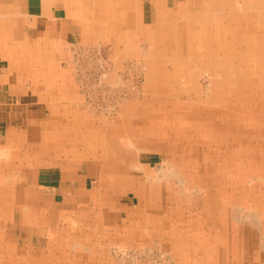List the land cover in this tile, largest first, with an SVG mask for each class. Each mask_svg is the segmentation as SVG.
<instances>
[{
    "label": "rangeland",
    "instance_id": "1",
    "mask_svg": "<svg viewBox=\"0 0 264 264\" xmlns=\"http://www.w3.org/2000/svg\"><path fill=\"white\" fill-rule=\"evenodd\" d=\"M134 1L139 5L146 7L152 0ZM198 1L199 0H177L179 8L184 10V12H191L190 10H194L199 5ZM239 1L240 0H231V4H235L233 7L240 5L239 9H243L245 15L249 14L250 11H253L246 8L247 6H245L244 8L246 9H244L243 5H241L242 3ZM247 1L248 4H251L253 0ZM125 2H127V0H125ZM169 3H171V0H169ZM160 4H164V0H159V3L156 5L160 7ZM156 5L153 4L151 5L152 7L150 6L152 10L153 8H156ZM174 11H176V8ZM221 36L223 35L212 37L211 41L214 42L213 45L216 44L212 47L213 49L219 47V49L217 48L218 51H215L214 49V54L217 53L219 57L224 58L222 51L226 50V46L228 47V44L224 45L228 38L224 36V41V37ZM251 37L253 38L251 41L252 45L249 43V48H247L250 49L251 47V49L246 50L244 56L239 54V46L235 42V37L233 44H230L231 46L228 47L229 51H226L228 52L229 58L226 60L228 64L233 57L246 60L247 63H243L240 60L234 61V65L229 69L222 62V66L219 68L220 71L218 74H220L219 79L221 81L227 77L225 74L227 71H232V75L236 74V76H240L241 82L234 83V80H232L233 82L229 83L233 85L238 84L237 87L234 85V88H242L244 90L247 77L252 76L253 78H258V76L264 75V52L260 49L262 45H257V43L254 45L253 42L258 40H255L254 35H251ZM129 38V45H125L124 47L121 42V46H119L118 49L120 52L119 56H117L116 49L115 54L113 52L109 53L106 51L107 48H109V45H104L100 42V44L94 43L95 46L93 43L72 46L70 51L64 54L65 56L61 54L51 62V64L57 66L59 71L62 73L65 72L68 77H72L71 90L75 93V98L71 102V114H68L66 117L62 116L61 122L66 119V125L69 126V130L64 132L69 136L73 134H77L76 136H80V134L85 135V133L91 130V128L93 131H95L96 128L97 132H99L98 140L105 139L104 142L108 144L107 154L109 153V155L110 153H113V151L111 152L109 149L112 142L109 143V139L103 134V132L115 129V143H119L122 147L125 144H127L125 146L129 145L128 140L129 136H131L130 142H133L132 144L139 147V149L141 148V150L134 153L132 152V154L130 149L126 150L128 147H123L125 152L123 154H130L131 158L129 157V163H127L126 159H122L121 162L123 164L119 163L120 169H122L120 175H128L123 169L134 165L142 166L150 178L154 176L159 177L161 176V173H168L174 168L175 173L178 174L175 178L184 180L183 183H176V180L171 178L170 185H173L174 189L172 194L175 195L177 201L173 200V204H169L163 201L165 199L164 195L161 197L163 202L155 203L156 206L159 205L158 207L153 206L152 208L146 209L139 207L138 209V206L134 204L136 200L132 192L122 191L116 193L115 207H125V211L118 212L119 210H116L115 208L116 212H110L108 219L112 225L114 223L113 216L115 214V226L118 227L119 232H117L118 230H115V235H113L105 225L104 236L106 237L102 240L101 237H99L100 235H98V232L101 231V229H97L95 226L96 223L92 222L94 219L90 213L85 214V217L89 218V222L82 228V231H80L79 223H77V227H74L73 229L67 219V221L63 222L58 228L53 223L54 228L52 229L54 233L49 235V229H46L43 226L29 225V223L26 222L21 223L20 209L17 207H10L11 211L8 220L2 221V226L6 225L3 227V231L8 235V243L12 247L17 248L22 255H25L26 251L29 249L35 250L40 257L39 260L38 257L33 258L35 259V263L37 262L36 264H264V104L260 102V109L263 111V115L253 114L256 116V120L253 119L250 123L247 122L246 116H251V113H248L247 115L242 113L243 117L240 121L238 117H231L233 122L234 120H238L237 124L242 123V126L249 128L248 130L245 129L242 131V133L247 132L250 134V136L247 137L249 138L248 142L244 140H240V142L237 140L235 145L232 143L231 145L229 143H224V141L222 142L220 140V138L224 136L222 123H229V121H231L227 114L230 112V109H236V106H234L237 105V99L234 97L236 95L233 94L230 99H228V104H226V102L220 103L219 106H221V108L219 110L222 109L223 113L220 112L210 123L203 119L204 115H202L199 120H196V122H198L197 124L193 123L194 121L190 123L191 119L186 116H190V112L197 111V108L190 105L191 99L194 97L191 87L200 86L203 91H205L207 87L211 88L212 85L209 86L210 74L208 70L204 69L197 72V75L199 74L197 77L199 82L198 85L196 83V78L192 77L194 73L192 64L186 66L179 73L175 72L174 75L176 77L174 78L173 67H170L167 64L162 68V65L159 63L162 61L158 62L155 59L147 64L149 65L157 62L152 67V72L154 73L155 78L152 77L151 80H148L150 69H148V66L146 67L145 64L152 59L151 56L153 53L147 51L148 45L146 46L139 43V39H137V37L135 39L134 35L129 36ZM97 45L100 46L98 47ZM126 46H129L130 50L131 46H136L138 51L136 50L134 53L139 52V55L136 54V56L129 53ZM90 49L91 51H89ZM122 52L124 53L123 55L121 54ZM226 52L224 53L225 56ZM257 57H260L259 61H256ZM230 65L231 64H229V66ZM242 68L244 71H242ZM260 69H262L261 73ZM169 74L172 76H167ZM102 75L105 76L103 79ZM166 76L167 78H165ZM215 80L217 79L215 78ZM168 82H170V84H167ZM150 84L153 87L152 91L150 89ZM157 91H160L158 92L159 94ZM245 98L246 97H244V103L247 104L248 101L246 102ZM250 101H252L250 103L255 104L254 100ZM229 102H231L232 106ZM239 103H241V100ZM147 109L155 115H152L153 122L147 124L144 120V123L141 125L139 123V118L142 114L143 116L141 117L143 119L144 116L147 118ZM127 113L131 114V125L129 124L131 121L129 120V115ZM259 121L261 122L259 123ZM215 122L217 126L215 125ZM217 123L222 129L218 127ZM192 124L195 125L192 127ZM61 126L64 127L63 123H61ZM136 127H139L138 133L132 131V129H135ZM50 128L53 127L51 126ZM251 128L253 129L251 130ZM129 129L131 130L129 131ZM184 132L188 138L193 139L195 142L190 145V143L183 141L182 138ZM234 133L237 135L236 137H238V131L235 130ZM134 136L137 137V139H134ZM213 136H216L215 140L209 143V140L207 139ZM243 137L245 139V136ZM176 138L180 139L178 143L176 142ZM68 150L70 151V149ZM77 150H82V147H79ZM116 153L115 147V157L117 155ZM226 154L230 155V160L229 158L225 159ZM15 159L16 155L8 157L9 162L7 161V163H13L15 165ZM1 165L0 171H7V176L13 175L15 178V173L9 172L3 164ZM95 166L96 165L82 164L77 167V169L82 168L85 178H93L96 186L97 183L95 180L97 175L95 172L97 169H95ZM180 166L183 168L182 170ZM197 167L204 172V174L201 175V181L204 184H209L207 196L209 200L212 199L211 204L213 203L214 205L212 204L210 206L206 203L205 205H193V201L200 200L199 197L201 198L203 195L202 193L198 194V192L196 193L195 191H192V188L190 187V179L196 177L195 173H197ZM229 168H232L233 172H227L226 170ZM193 170L194 173H192ZM207 170L208 173L206 172ZM49 173L52 172L48 166L39 169L37 176L34 175V180L29 179L30 185L35 189L45 190V193H53V191L56 190L53 185L58 183V177L54 179L52 178L51 180ZM3 174L4 173H2V175ZM134 175L136 176L135 179L137 182L145 184L142 173L136 172ZM64 176L70 177L71 181L77 184V187L73 188L72 193L64 196L63 200L59 196L57 200L54 196L58 204L64 201L67 202L69 197L71 198V196H74L77 191L87 187L85 183L79 182V179H75L73 169H69V172H65ZM81 181H83V179ZM220 182L228 187V195L230 194L228 199H226L225 193H222V190L218 191V187L220 186H218V184H220ZM154 183L155 182L153 181L152 184ZM94 184H89V189L92 188ZM42 186H45V188L41 189ZM241 187L242 190L240 189ZM177 190L181 191L177 192ZM45 193L43 195L49 197V195ZM156 194V191H154L152 200L158 202L159 195L157 196ZM179 203H181V206H178ZM195 205L199 206V208L197 209ZM164 206L173 207V209L175 208V211H177L169 213V216H172V218L174 217L170 223H167L162 217L165 215V209H163ZM201 208H203V214L200 212L202 211ZM209 208L214 210L210 211L212 213L211 221L206 218ZM90 209L92 210V208ZM198 212H200V215ZM194 213L197 214L195 215ZM76 215L81 216V213H76ZM145 217L146 219H144ZM138 221H141L142 223L139 224ZM111 225L109 228L112 230ZM30 227L36 229L33 230ZM172 227L174 230H172ZM55 228L57 229L56 231ZM73 233H75L77 237H73ZM171 234L173 236L170 237L169 235ZM110 236H115V239L109 241ZM175 236L179 239L175 240ZM67 238H72V240H75V243H78L77 251H79L80 254L79 252L69 253L70 249L68 247ZM86 239H89V241H86ZM188 243L190 245L192 244L191 248L196 249V253L185 254L190 248ZM16 244L22 249L20 247L18 248ZM80 245L84 248H89L88 245H90L91 251L87 252L85 249H80ZM182 249L184 251L181 253L182 255L179 254L178 257V252ZM48 255L50 256L48 257Z\"/></svg>",
    "mask_w": 264,
    "mask_h": 264
},
{
    "label": "crops",
    "instance_id": "2",
    "mask_svg": "<svg viewBox=\"0 0 264 264\" xmlns=\"http://www.w3.org/2000/svg\"><path fill=\"white\" fill-rule=\"evenodd\" d=\"M157 3L159 0H152L143 7L134 0L127 2L125 0H0V166L3 164L9 172L16 174L14 178L13 175L7 176V171H0V179L6 182L4 186L9 187L11 195L19 196L18 202L0 199V248L1 245L4 247L10 245L8 235L3 231L6 225L2 226V221H7L9 218L10 207L20 209L21 223L43 226L49 229V235L54 233L53 223L58 228L67 221L71 212L69 204L54 205L53 202L58 200V196L63 200L64 196L72 193L73 188L77 187L70 177L64 176L69 169H73L75 179H79V182L87 186L79 191L76 190L74 195L77 205L75 209L77 211L74 213H81V216L75 213V217L79 219L80 231L89 222L85 214L90 213L94 219L92 222L96 223L97 229H101L98 232L101 240L106 237L105 225L113 235L115 230L119 232L118 227L115 226V214L112 225L108 219L110 212H116V194L99 185L98 166H95L97 169L95 186L94 179L85 178L82 168L77 169L79 166L68 165L70 161L60 166L56 164V161L64 162V157L70 156L68 150L70 148L65 149L64 142L66 136L68 137L65 132L68 131L69 126L64 124L66 119L63 118L64 121L61 122V117L71 114V102L75 98V93L71 90L72 77L59 71L51 62L59 55L69 52L75 45L102 42L104 45H109L106 51L115 54V49L118 52L121 46L118 42L120 33L127 35L128 33L124 31L128 29L134 31L151 28L158 25V21L164 17L173 23L178 17L181 18L184 12L179 8L177 0H171V3L169 0H164V4H160V7L156 5ZM153 4L156 8L152 10ZM190 11H187V14L193 15L194 11ZM122 45L125 47L126 44L122 43ZM127 114L131 125V114ZM61 123L64 127L60 126ZM51 126L53 128H50ZM13 155H16L15 165L7 163L8 157ZM45 166L51 169L52 173H49L51 180L58 177V183L53 185L56 190L50 194L45 193V190L33 188L29 183V179L34 180V175L37 176L38 170ZM171 178L177 183L175 177H170L166 173L152 178L147 173L145 185L152 191L159 185L171 192L174 190L173 185H170ZM89 184L94 185L89 189ZM219 187L218 191L222 190L228 199L230 195H228V187L226 188L223 183ZM44 188L45 186L41 187ZM124 191L133 192L135 187H128ZM33 193L38 199L32 197L33 199L25 200L24 195ZM44 193L49 197L44 196ZM142 209L146 207L143 206ZM163 209L165 215L162 217L168 221V217H171L169 213L172 211L167 207ZM116 210L123 212L125 207H118ZM55 212L59 213L58 218ZM76 224L74 227H77ZM110 225L112 230L109 228ZM74 237L77 235L75 234ZM114 239L115 236L109 237V241ZM16 246L20 247L17 244ZM88 246L89 248L86 246L87 248L81 247V249L90 252L91 246ZM27 252L21 255L19 260L17 259L16 264L37 263L33 258L38 257L39 260L38 253L32 249ZM2 255L5 256L0 257V264H5L6 253Z\"/></svg>",
    "mask_w": 264,
    "mask_h": 264
},
{
    "label": "bare ground",
    "instance_id": "3",
    "mask_svg": "<svg viewBox=\"0 0 264 264\" xmlns=\"http://www.w3.org/2000/svg\"><path fill=\"white\" fill-rule=\"evenodd\" d=\"M199 5L193 10L194 14L193 15H189L187 14V12H183V14L181 15V18L178 17L177 20H175L173 23H170V19L168 18H162L158 21V25H155L151 28H147V29H135L134 31H132L131 29H128L127 31H124L126 33H128L127 35H124L122 33H120V36L118 37V42L119 43H125L126 45H129L128 41L130 42V38L129 36H133L136 39H139V43H141L142 45H148V49L147 51H151L153 53V55L151 56L152 59L146 62V67L148 69H150L149 72V76H148V80L152 77H154V73L152 72V67L155 65V63H151L149 65H147L150 61H154L155 59L163 66L165 65H169L170 67H173V77L175 78L176 76L174 75V73H179L181 70H183L186 66L192 64L193 67V78H196V83L198 84V80L197 77L199 76V74L197 75L198 71L207 69L209 72V78L210 81L209 86L212 85L211 88L207 87L205 89V91H203V89L200 88V86H192V93L194 95V97L191 99L190 105H192L193 107L197 108L196 112H190L191 115L190 116H186L188 118L191 119L190 123L192 121H194L193 123L197 124L198 122H196V120H199V118L202 117V115H204L203 119L206 122H211L213 121V119H215V117H217V115L222 112L223 110H219L221 108L220 103L222 102H226V104H228V99H230V97L235 94L236 96H234L237 99V105L236 109H230V114L228 113L227 115H229V119L231 120L235 117L239 118V121L242 120V115L245 114L247 115L248 113H251V116H246L247 118V122L250 123L251 120L255 119L256 116L255 115H263V111L260 109V102L264 104V75H260L258 76V78H253L251 77H247L246 78V87L243 90L242 88H234L238 86V84H229L232 83L234 80V83L236 82H241L240 81V76H236V74L232 75V71H227L225 74L227 75V77L221 81L219 79V75L218 72L220 71L219 68L220 66H222V62L230 69L231 66L234 65V61H242L243 63L246 62V60H243L241 58H234L232 60L229 61V64H231L229 66L228 62H226L228 58V52L229 48L231 45L233 44V41L236 42V44L239 46V54H241L242 56L245 55L246 50H250L247 49L248 44L251 43V41L253 40V38L251 37V35H254L255 41L253 42V44L255 45V43H257V45L261 44V50L262 52H264V0H253L251 2V4H248L247 0H240L239 2L242 3L241 5H243V8L245 6H247L246 8L253 10L250 11L249 14H244V10L243 9H239L240 5H237L236 7H233L235 4H231V0H199ZM234 2V1H233ZM244 8V9H246ZM167 17V16H166ZM251 24V25H250ZM251 26V27H250ZM256 26V27H255ZM254 29V30H253ZM131 32H134V34H131ZM219 35H223L221 37H227L228 40L227 42L224 44H228V47L226 46V50L222 51V54L224 55V58L219 57V55L214 54L215 51H218L219 47H216L214 49L212 48L214 45L211 41L212 37H218ZM225 37H224V41H225ZM234 37L236 38L234 40ZM239 37V38H237ZM134 39V40H135ZM210 39V42H209ZM212 45H211V44ZM94 45V44H93ZM252 45V43H251ZM95 46V45H94ZM98 47L100 45H97ZM138 46V45H137ZM102 47V46H101ZM129 53L133 54V55H139V52L134 53L137 49L136 46L132 47L131 46V50L129 48V46H126ZM256 47V46H255ZM218 48V49H217ZM88 49V48H87ZM93 49V48H92ZM108 49V48H107ZM256 49V48H255ZM126 50V49H125ZM140 50V49H139ZM91 51V49L89 50ZM124 51V50H122ZM138 51V50H137ZM214 51V52H212ZM226 52V56L225 53ZM252 52V51H251ZM117 56L120 55V52H117ZM145 53V52H144ZM143 53V54H144ZM122 55L124 54L123 52L121 53ZM252 54V53H251ZM259 54V51H258ZM136 55V56H137ZM141 55V54H140ZM108 56V55H107ZM235 56V55H233ZM259 56V55H258ZM261 57V54H260ZM259 57V58H260ZM100 58V57H99ZM259 58L257 57L256 61H259ZM100 60V59H99ZM77 61V60H76ZM102 63V62H101ZM247 63V62H246ZM182 65V66H181ZM245 65V64H244ZM84 66V65H83ZM264 66V65H263ZM74 67V66H73ZM210 67V68H209ZM191 68V67H190ZM250 68V67H249ZM248 68V69H249ZM88 69V68H87ZM90 69V68H89ZM189 69V68H188ZM246 69V68H245ZM256 69V68H255ZM81 70V69H80ZM155 71V70H154ZM242 71L243 68H242ZM264 71V70H263ZM93 72V71H92ZM169 72V71H168ZM216 72V73H215ZM262 72V69H260V73ZM107 73V72H106ZM158 73V72H157ZM164 73V72H163ZM192 73V72H191ZM207 73V72H206ZM244 74V73H242ZM246 74V71H245ZM105 75V74H104ZM104 75H102V79L105 77ZM107 75V74H106ZM188 75V74H187ZM119 76V75H118ZM167 76H172V75H167ZM167 76L165 78H167ZM112 77V76H111ZM190 77V76H189ZM242 77V75H241ZM245 77V76H244ZM100 78V77H99ZM155 78V77H154ZM158 78V77H157ZM215 78L217 80H215ZM161 79V78H160ZM183 79V78H182ZM87 80V79H86ZM101 80V79H100ZM158 80V79H157ZM185 80V79H184ZM174 81V79H173ZM181 81V80H180ZM258 81V82H257ZM102 82V81H101ZM195 82V81H194ZM175 83V82H174ZM190 83V82H189ZM101 84V83H100ZM167 84H170V82H168ZM172 85V84H171ZM170 85V86H171ZM196 85V84H194ZM199 85V84H198ZM224 86V87H222ZM241 86V85H240ZM172 87V86H171ZM150 89L152 91L153 87L150 84ZM176 89V87H175ZM185 90V88H184ZM123 91V90H122ZM182 91V90H181ZM160 91H157V93ZM164 92V91H163ZM161 92V93H163ZM168 92V91H167ZM173 93V92H171ZM82 94V93H81ZM159 94V93H158ZM191 94V93H190ZM238 94V95H237ZM89 95V94H88ZM100 95V94H99ZM97 96V95H96ZM246 97V102L247 104L244 103V97ZM227 97V98H226ZM89 98V97H88ZM225 98V100H224ZM123 99V98H122ZM151 100V99H150ZM241 100V103H239V101ZM250 100H254L255 104L250 103L252 101ZM235 102V101H234ZM229 104L231 105V102H229ZM189 105V104H188ZM196 105V106H195ZM198 105V106H197ZM91 106V105H90ZM232 106V105H231ZM262 106V104H261ZM97 107V106H96ZM200 107V108H199ZM233 108V107H231ZM200 109V110H199ZM263 109V108H262ZM146 114L147 118L144 119L141 117L143 116V114L140 116V120L139 123L142 125V123L145 122L148 123H152L153 122V118L152 115L153 113L151 111H148L147 109ZM258 112V113H257ZM141 113V112H140ZM175 113V112H174ZM221 113V114H222ZM243 113V114H242ZM157 115V114H156ZM155 116V115H153ZM184 116V115H183ZM139 117V116H138ZM157 117V116H156ZM219 117V116H218ZM263 118V117H262ZM89 119V118H88ZM159 119V118H158ZM212 119V120H210ZM225 119V118H224ZM219 120V119H218ZM256 120V119H255ZM201 121V120H200ZM258 121V120H257ZM188 122V121H187ZM261 121H259L260 123ZM108 123V122H107ZM121 123V122H120ZM137 123V122H136ZM138 123V124H139ZM155 123V121H154ZM169 123V122H168ZM180 123V122H179ZM238 123V120H231L228 122H223L222 127H223V137H219L220 140L224 143H229L231 145L232 144H236L237 140H244L246 142L249 141V137L250 134L245 132L242 133L243 130H248L249 128H245L244 126H242V123ZM66 124V123H64ZM178 124V123H177ZM189 124V123H188ZM192 124V127L195 125ZM201 124V122H200ZM206 124V123H205ZM218 124V123H217ZM58 125V124H57ZM140 125V126H141ZM181 125V124H180ZM216 125V122H215ZM258 125V124H257ZM61 126V125H60ZM67 126V125H66ZM152 126V125H151ZM176 126V125H175ZM189 126V125H188ZM217 126V125H216ZM256 126V125H255ZM103 127V126H102ZM117 127V126H116ZM135 127V126H134ZM199 127V126H198ZM218 127L220 129L221 126L218 124ZM259 127V126H258ZM69 128V127H68ZM122 128V127H120ZM141 128V127H140ZM207 128V127H206ZM216 128V127H215ZM256 128V127H255ZM73 129V128H71ZM84 129V128H83ZM90 129V128H89ZM199 129V128H198ZM203 129V128H202ZM210 129V128H209ZM253 128H251L252 130ZM257 129V128H256ZM55 130V129H54ZM69 130V129H68ZM75 130V129H74ZM131 129H129L130 131ZM235 130L238 131V137H236L237 135L234 133ZM255 130V129H254ZM261 130V129H260ZM67 131V130H66ZM82 131V130H81ZM132 131H134L135 133H138L139 131V127H136L135 129H132ZM155 131V130H154ZM203 131V130H202ZM206 131V130H205ZM214 131V130H213ZM259 131V130H258ZM64 132V131H63ZM169 132V131H168ZM191 132V131H190ZM204 132V131H203ZM212 132V131H211ZM134 133V134H135ZM145 133V132H144ZM152 133V132H151ZM155 133V132H154ZM175 133V132H174ZM259 133V132H258ZM53 134V133H52ZM55 134V133H54ZM53 134V135H54ZM103 134H105L107 136V138L109 139V143H111L109 149L111 150V152L113 151V153H109L107 154V143L104 142L105 139L102 140H98L99 138V132H97V129L95 128V131L89 130L85 133V135L80 134V136H76V135H71L68 137L66 136L64 142H65V146L66 149L67 147L70 148V156H65L64 157V162L63 161H56V164L58 166L63 165L66 163V161H70L68 165H76V166H80V165H85V164H94L96 166H98V175H99V185H101V187L103 189H108V190H112L115 194L118 192H122L124 191V189L128 188V187H135V191L132 192L136 202L134 203L135 205L138 206L140 208H143V206H145L146 208H152L153 206L158 207L159 205H155V203H161L163 201L169 203V204H173V200H176L175 195L172 194L173 191H169L168 189L166 190V188H161L159 185L157 186L156 190H150L145 184L139 183L137 182V180L135 179V175L134 173L139 172L142 173L144 176V180L147 176V173L145 171V169L142 166L139 165H134V166H128L127 168L123 169L125 170V172L128 175H120L121 170L120 169V164L122 163V159H126L127 163H129L130 161V154H123L125 153L123 150V147H128L126 150L131 151V153L133 152H137L139 150H141V148L139 149V147L135 146L134 144H132L130 142V137L129 136V145L125 146L127 144H125L123 147L120 146L119 144L115 143V129L113 130H108L107 132H103ZM120 134V133H119ZM172 134V133H171ZM143 135V134H142ZM259 135V134H257ZM56 136V135H55ZM54 136V137H55ZM128 136V135H127ZM203 136V135H202ZM245 136V139L244 137ZM262 136V135H261ZM174 137V136H173ZM216 136L213 137H209L207 140H209L208 142H212L213 140H215ZM260 137V136H259ZM264 137V136H263ZM218 138V136H217ZM257 138V137H255ZM101 139V138H100ZM134 139H137V137L134 136ZM183 141H185L186 143H194L195 141L191 138H188L184 132L183 135ZM259 139V138H258ZM262 139V138H261ZM219 140V141H220ZM61 141V140H60ZM180 141L179 138H176V142L178 143ZM264 141V140H263ZM54 142V141H53ZM58 142V141H57ZM63 142V141H62ZM125 142V141H124ZM241 142V141H240ZM252 142V141H251ZM255 142V141H254ZM126 143V142H125ZM208 143V144H209ZM218 143V142H217ZM239 143V142H238ZM258 143V142H257ZM261 143V142H260ZM58 144V143H57ZM122 144V143H121ZM147 144V143H146ZM135 147H134V146ZM149 145V144H148ZM178 145V144H177ZM183 145V144H182ZM194 145V144H193ZM264 145V144H263ZM79 146L82 147V150L78 151L77 149H79ZM175 146V144H174ZM189 146V145H188ZM197 146V145H196ZM204 146V145H203ZM254 146V145H253ZM256 146V145H255ZM78 147V148H77ZM115 147H116V157H115ZM176 147V146H175ZM174 147V148H175ZM187 147V146H186ZM208 147V146H207ZM259 147V145H258ZM57 148V147H56ZM153 148V147H152ZM184 148V147H183ZM191 148V147H190ZM150 149V148H148ZM147 149V150H148ZM155 149V148H154ZM170 149V148H169ZM207 149V148H206ZM213 149V148H211ZM221 149V148H220ZM145 150V149H144ZM164 150V149H163ZM173 150V149H172ZM176 150V149H175ZM183 150V149H182ZM233 150V149H231ZM244 150V149H243ZM177 151V150H176ZM263 151V150H262ZM132 153V154H133ZM66 154V152H65ZM222 154V153H220ZM219 154V155H220ZM224 154V153H223ZM57 155V154H55ZM125 155V156H124ZM184 155V154H183ZM203 155V153H202ZM217 155V154H216ZM176 156V155H175ZM244 156V155H243ZM61 157V156H60ZM130 157V158H129ZM134 157V156H133ZM136 157V156H135ZM195 157V156H194ZM181 158V157H180ZM190 158V157H189ZM230 160V155L226 154L225 159ZM243 158V157H242ZM63 159V158H62ZM134 159V158H133ZM186 159V158H185ZM192 159V158H191ZM190 159V160H191ZM200 159V157H199ZM214 159V158H213ZM59 160V159H58ZM188 160V159H187ZM194 160V159H193ZM225 161V160H224ZM238 161V160H237ZM243 161V160H242ZM191 162V161H190ZM199 162V161H198ZM197 162V163H198ZM210 162V161H209ZM223 162V161H222ZM236 162V161H235ZM195 163V162H194ZM237 163V162H236ZM257 163V162H256ZM123 164V163H122ZM121 164V165H122ZM126 164V163H125ZM134 164V163H133ZM183 164V163H182ZM185 164V163H184ZM191 164V163H190ZM196 164V163H195ZM207 164V163H206ZM226 164V163H225ZM129 165V164H128ZM211 165V164H210ZM244 165V164H243ZM193 166V164H192ZM186 167V166H185ZM184 167V168H185ZM189 167V166H188ZM194 167V166H193ZM181 168V166H180ZM195 168V167H194ZM205 168V166H204ZM208 168V167H207ZM214 168V167H213ZM217 168V167H216ZM183 168H181L182 170ZM192 169V168H191ZM188 169V170H191ZM258 169V168H257ZM212 170V169H211ZM210 170V171H211ZM235 170V169H234ZM227 172L231 173L233 172L232 168H229L226 170ZM186 172V171H184ZM191 172V171H190ZM208 173V170L206 171ZM260 172V171H259ZM178 173V172H177ZM188 173V172H187ZM192 173H194V170L192 171ZM228 173V174H229ZM196 177H193L190 179V187L192 188V191H195L196 193L198 192V194L202 193V197L199 199L200 200H194L193 201V205L197 204V205H201V204H209L210 206L213 204H211V200H209L208 198V188H209V184H204L201 181V175L204 174L203 171L200 170L199 167H197V173ZM194 174V175H195ZM210 174V173H209ZM259 174V173H257ZM262 174V173H261ZM166 175H170V177H176L178 174L175 173V170L173 168V170H170L168 173H166ZM184 175V174H183ZM220 175V174H219ZM260 175V174H259ZM231 176V175H230ZM262 176V175H261ZM182 177V176H180ZM221 177V176H220ZM260 177V176H259ZM204 178V177H203ZM215 178V177H214ZM177 183H183V179L181 180L180 178H177ZM210 180V179H209ZM220 180V179H219ZM204 181V180H203ZM213 181V180H212ZM211 181V182H212ZM6 182H4L3 180L0 179V185H1V193H0V199H7L10 201H14V202H18L19 201V196H16L14 194L11 195L10 189L7 186H4ZM166 183L168 184V182L166 181ZM231 183V182H230ZM242 183V182H241ZM218 184V183H217ZM221 184V182H220ZM218 184V186L220 185ZM166 185V184H165ZM214 185V184H213ZM233 185V184H232ZM188 187V186H187ZM214 187V186H213ZM225 187L227 188V185H225ZM239 187V186H238ZM220 189H222V187H219ZM179 189V188H178ZM183 189V187H182ZM234 189V188H233ZM242 189V187L240 188ZM214 190V189H213ZM156 191V195L158 196V202H156L155 200H152V195L153 192ZM181 190H177V192H180ZM28 192V191H27ZM186 193V192H185ZM210 193V192H209ZM212 193V192H211ZM155 194V193H154ZM165 195V199L162 201L161 197H163ZM25 200L26 199H33V198H37L38 196L33 193L32 195H24ZM33 197V198H32ZM156 197V196H155ZM183 197V196H182ZM188 197V195H187ZM186 197V198H187ZM212 197V196H211ZM151 198V199H150ZM185 198V199H186ZM190 198V197H189ZM38 199V198H37ZM262 199V198H261ZM188 200V199H187ZM191 200V199H190ZM177 201V200H176ZM189 201V200H188ZM207 201V202H206ZM187 202V201H186ZM192 202V201H191ZM28 203H30V201H28ZM54 205H57V201L53 202ZM60 204H69V214H68V220L71 224V227H73L76 223H79V219L75 217V209H76V196H71V198L69 197L68 201H64ZM189 204V203H188ZM175 205V204H174ZM214 205V204H213ZM161 206V205H160ZM172 206V205H171ZM177 206V205H176ZM178 206H181V203L178 204ZM165 207V206H164ZM186 207V206H185ZM194 207V206H193ZM195 207L198 209L199 206ZM202 207V206H201ZM217 207V206H216ZM169 210L173 211L175 210V208L173 209V207H167ZM189 208V207H188ZM255 208V207H254ZM260 208V207H259ZM195 209V208H194ZM193 209V210H194ZM203 208H201L202 210ZM208 209V208H207ZM177 210V208H176ZM211 208H209V212L207 213L206 218L210 219V221L212 220V213L210 212ZM254 210V209H253ZM137 211V208H136ZM200 211V210H199ZM214 211V210H213ZM212 211V212H213ZM259 211V210H258ZM201 214H203V210L200 211ZM198 212V214L200 213ZM55 216L58 218L59 217V213L55 212ZM193 213V212H192ZM205 213V212H204ZM183 214V213H182ZM195 215L197 213H194ZM193 214V216H194ZM200 215V214H199ZM218 215V214H216ZM262 215V214H261ZM148 217V216H147ZM192 217V216H191ZM198 217V216H197ZM56 218V219H57ZM169 220L166 221L167 223L171 222V217H168ZM188 218V217H187ZM146 219V217L144 218ZM143 219V220H144ZM153 220V219H152ZM150 221V220H149ZM205 221V220H204ZM141 222V221H138ZM199 222V221H198ZM204 224V223H203ZM200 225V224H199ZM207 225V224H206ZM168 226V225H167ZM175 226V225H174ZM187 226V223H186ZM171 227V226H170ZM197 227V226H196ZM173 228V227H172ZM194 228V227H193ZM200 228V226H199ZM264 228V227H263ZM161 229V228H160ZM168 229V228H167ZM197 229V228H196ZM204 229V228H201ZM212 229V228H211ZM174 230V228L172 229ZM190 230V229H189ZM168 231V230H167ZM170 231V230H169ZM193 231V230H192ZM212 231V230H211ZM184 232V231H183ZM201 232V231H200ZM222 232V231H221ZM186 233V232H185ZM70 234V233H69ZM212 234V233H210ZM73 237L75 236V234H72ZM189 235V234H188ZM222 235V234H221ZM170 237L173 236L172 234L169 235ZM186 236V235H185ZM184 236V237H185ZM71 237V236H70ZM175 236V240H178L179 238ZM204 237V236H203ZM238 237V236H237ZM69 238V236H68ZM67 238V239H68ZM186 238V237H185ZM196 238V237H195ZM214 238V237H213ZM74 239V238H73ZM200 239V238H199ZM198 239V240H199ZM194 240V239H193ZM197 242V241H196ZM66 243V242H64ZM192 243V242H190ZM189 244V243H188ZM196 244V243H195ZM77 245L78 243H75V240H72V238L68 239V247L70 249L69 253L72 252H79L77 251ZM192 245V244H191ZM191 245L189 244V250L186 251L185 254H190L194 252L196 253V249H192ZM198 245V244H196ZM194 245V246H196ZM211 245V244H210ZM215 245V244H214ZM81 247H83L82 245H80ZM188 246V245H187ZM206 246V245H205ZM208 246V245H207ZM80 247V249H81ZM112 247V246H111ZM182 248V247H181ZM196 248V247H195ZM208 248V247H207ZM173 249V248H172ZM50 250V249H49ZM174 250V249H173ZM206 250V249H205ZM184 250L182 249L180 252H178V257L179 254H181ZM209 251V250H208ZM27 252V251H26ZM2 253H6L7 259L5 264H16L17 259L21 258V253L18 249L16 248H12L11 245H7L6 247H4V245H1L0 248V257L5 256L2 255ZM28 253V252H27ZM68 253V252H67ZM135 253V252H134ZM229 253V252H227ZM32 254V253H31ZM80 254V252H79ZM37 255V254H36ZM182 255V254H181ZM175 256V255H174ZM192 256V255H191ZM196 256V255H195ZM199 257V256H198ZM182 258V257H181ZM180 258V259H181ZM183 259V258H182ZM188 259V258H187ZM19 260V259H18ZM57 260V259H56ZM193 260V259H192ZM198 260V259H197ZM207 260V259H206ZM183 261V260H182ZM191 261V260H190ZM208 262V261H207ZM83 263V262H82ZM93 263V262H92ZM199 263V262H198ZM203 264V263H201Z\"/></svg>",
    "mask_w": 264,
    "mask_h": 264
}]
</instances>
